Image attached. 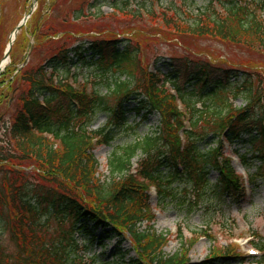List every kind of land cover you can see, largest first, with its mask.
Masks as SVG:
<instances>
[{"label": "trees", "instance_id": "obj_1", "mask_svg": "<svg viewBox=\"0 0 264 264\" xmlns=\"http://www.w3.org/2000/svg\"><path fill=\"white\" fill-rule=\"evenodd\" d=\"M160 1L148 5L139 0L137 9H130L128 0H83L73 19L94 15L92 8L108 2L139 19L162 21L178 35L230 40L264 52V0H207L199 6L187 0ZM58 3L51 1L52 6ZM42 16L43 11L32 16L35 30ZM128 40L63 44L36 68L24 70L18 103L0 127L5 137L0 166L33 161L48 184L22 182L0 192V264H121L126 258L129 264H185L186 254L165 252L164 233L152 226L139 228L155 219L150 188L161 202L177 201L192 210L211 186L220 198L235 203L245 200L249 189L254 194L264 185V91L253 87L248 71L185 59L169 73L143 68L137 77L139 50ZM80 66L102 80L115 96L113 104L86 83L78 84ZM112 71L119 74L110 81ZM240 97L245 106L235 105ZM99 112L109 117L93 130ZM153 114L159 115L155 131L137 137L122 153L114 151L109 163L115 176L101 183L94 144H111L126 131L136 133ZM224 141L242 145L234 154L248 171L249 189L225 155ZM127 237L137 257L121 247ZM111 238L117 239L114 262L105 259V250L87 253L96 245L107 249L105 240ZM226 256L212 254L210 259ZM245 259L264 263L254 256Z\"/></svg>", "mask_w": 264, "mask_h": 264}, {"label": "rangeland", "instance_id": "obj_2", "mask_svg": "<svg viewBox=\"0 0 264 264\" xmlns=\"http://www.w3.org/2000/svg\"><path fill=\"white\" fill-rule=\"evenodd\" d=\"M51 1L0 0V65L5 59V52L13 31L30 11L32 5L34 4L33 15L43 11L36 30L35 25L30 24L32 15L18 31L8 63L0 74V127L3 126L2 120L12 115L18 103L19 92L24 87L22 74L25 69L36 68L63 44L75 43L76 45L79 41L91 39L111 37L129 39L128 41H131L139 50L137 77H140V71L143 68L153 72L169 73L185 59L208 60L217 65L248 71L253 79V87L259 86L264 91V52L261 50L247 48L230 40L178 35L166 28L162 21L148 16L139 19L129 12L117 11L108 2L92 8L90 11L95 13L94 15L76 20L73 19V11L78 9L83 0H60V3L55 4L56 6H52ZM128 1L130 9H137L139 0ZM161 1L164 3V0ZM187 1L190 4L195 2L198 6L207 3V0ZM151 2L152 0H148L147 4L150 5ZM65 16L67 17L64 18ZM43 35L46 37L39 38L42 40L38 43L36 38ZM93 70L97 72L96 68ZM77 71L78 84L86 83L90 91H99L102 95L108 96L111 104L115 102V96L108 93L102 80L95 77L88 68L80 66ZM112 73L109 76L110 81L119 74H115L114 71ZM125 77L122 76V79ZM235 105L245 106L246 101L240 97L235 101ZM108 117L109 114L106 112L97 113L91 129L102 128L107 123ZM138 121L137 119L134 122ZM158 125L159 115L153 114L139 126L136 133L126 131L111 144H94V155L98 161L97 178L101 183L109 182L115 176L112 174L109 163L114 151L122 153V147L131 144L139 136L155 131ZM4 139L3 130L0 129V142ZM241 146V144L225 143L224 153L232 158L236 172L244 180L247 178L248 171L234 155L236 148ZM241 151L244 152L245 148ZM139 156L140 154H137L132 160L133 170L136 168ZM251 171L255 169L251 168ZM39 174V169L33 161H23L16 165L1 164L0 192L2 190L8 192L10 188H15V185H20L22 182L36 184L37 187L47 186L48 183L41 179ZM215 177L216 174H213L212 179L215 180ZM182 187L185 186L182 185ZM214 190L211 186L201 199L200 205L191 210L189 205L180 204L177 201L161 202L156 191L150 188L149 203L155 219L150 223L143 221L139 228L148 229L152 226L157 233H164L167 237L165 252L171 255L177 252L186 254L185 264H260L246 261L245 258L248 253L254 251L260 259H264V252L261 254L253 245L254 241L264 247V185L260 186L254 194L250 193L245 200L235 203L228 198V200L220 198ZM187 199L194 202L189 196ZM98 233H103V229H100ZM78 239L84 250L82 239ZM105 242L107 249L96 245L87 253L101 254L105 250V259L114 262L116 256L112 253V248L116 245L117 239L111 238ZM121 247L129 251V257H137L129 237L124 240ZM212 254H229L230 256L211 260ZM235 254L238 256L234 257ZM126 259L121 264H129V259Z\"/></svg>", "mask_w": 264, "mask_h": 264}, {"label": "water", "instance_id": "obj_3", "mask_svg": "<svg viewBox=\"0 0 264 264\" xmlns=\"http://www.w3.org/2000/svg\"><path fill=\"white\" fill-rule=\"evenodd\" d=\"M33 10H34V4L32 5L31 10L25 15V17L23 18V20L18 24V26L16 27V29L13 31V34L14 35L18 33V31L22 28V26L24 24H26V22L28 21L29 17L33 13ZM13 42H14V40L11 39L10 40V43H9V46H8V48L6 50V53H5V59L6 60H8V58H9V54H10V50H11V47H12ZM2 71H3V67L0 66V74L2 73Z\"/></svg>", "mask_w": 264, "mask_h": 264}, {"label": "bare ground", "instance_id": "obj_4", "mask_svg": "<svg viewBox=\"0 0 264 264\" xmlns=\"http://www.w3.org/2000/svg\"><path fill=\"white\" fill-rule=\"evenodd\" d=\"M16 36H17V34H12V36H11V39H15L16 38ZM8 62H7V60H5V61H3V63L1 64L2 65V67H5L6 66V64H7Z\"/></svg>", "mask_w": 264, "mask_h": 264}]
</instances>
